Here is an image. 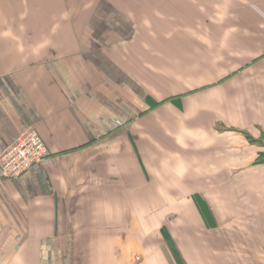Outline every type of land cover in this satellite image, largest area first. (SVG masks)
Returning a JSON list of instances; mask_svg holds the SVG:
<instances>
[{
    "label": "crops",
    "instance_id": "1",
    "mask_svg": "<svg viewBox=\"0 0 264 264\" xmlns=\"http://www.w3.org/2000/svg\"><path fill=\"white\" fill-rule=\"evenodd\" d=\"M31 127L0 264H264V0H0V154Z\"/></svg>",
    "mask_w": 264,
    "mask_h": 264
},
{
    "label": "built area",
    "instance_id": "2",
    "mask_svg": "<svg viewBox=\"0 0 264 264\" xmlns=\"http://www.w3.org/2000/svg\"><path fill=\"white\" fill-rule=\"evenodd\" d=\"M49 148L37 129L31 127L16 137L0 154V175L17 178L49 158Z\"/></svg>",
    "mask_w": 264,
    "mask_h": 264
},
{
    "label": "trees",
    "instance_id": "3",
    "mask_svg": "<svg viewBox=\"0 0 264 264\" xmlns=\"http://www.w3.org/2000/svg\"><path fill=\"white\" fill-rule=\"evenodd\" d=\"M249 136V135H248Z\"/></svg>",
    "mask_w": 264,
    "mask_h": 264
}]
</instances>
